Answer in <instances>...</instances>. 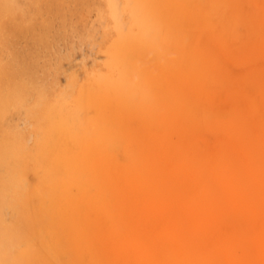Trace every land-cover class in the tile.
I'll return each instance as SVG.
<instances>
[{
    "label": "bare ground",
    "instance_id": "obj_1",
    "mask_svg": "<svg viewBox=\"0 0 264 264\" xmlns=\"http://www.w3.org/2000/svg\"><path fill=\"white\" fill-rule=\"evenodd\" d=\"M103 1L100 59L40 90L32 144L3 123L21 83L0 89V264H264L257 169L219 187L246 194H183L200 177L179 140L205 116L198 48L213 35L220 54L232 0Z\"/></svg>",
    "mask_w": 264,
    "mask_h": 264
},
{
    "label": "rangeland",
    "instance_id": "obj_2",
    "mask_svg": "<svg viewBox=\"0 0 264 264\" xmlns=\"http://www.w3.org/2000/svg\"><path fill=\"white\" fill-rule=\"evenodd\" d=\"M104 5L103 0H0V89L22 85L3 123L25 133L29 144L42 106L40 90H47L45 97L63 92L72 75L82 80L83 70L100 59ZM220 18L219 33L227 39L220 54L213 35L198 48L205 56L196 62L205 88L203 123L186 122L185 127L196 130L179 139L199 162L200 177L183 193L192 201L209 197L207 193L214 199L246 194L223 192L220 185L230 179L246 188L256 169L261 184H250L248 191L264 196V0H232ZM227 226L221 228L224 234L235 231L234 225Z\"/></svg>",
    "mask_w": 264,
    "mask_h": 264
}]
</instances>
